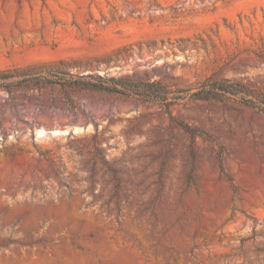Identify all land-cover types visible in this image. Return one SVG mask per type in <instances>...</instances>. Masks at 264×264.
Instances as JSON below:
<instances>
[{"label": "rangeland", "instance_id": "rangeland-1", "mask_svg": "<svg viewBox=\"0 0 264 264\" xmlns=\"http://www.w3.org/2000/svg\"><path fill=\"white\" fill-rule=\"evenodd\" d=\"M263 101L264 0H0V264H264Z\"/></svg>", "mask_w": 264, "mask_h": 264}, {"label": "trees", "instance_id": "trees-1", "mask_svg": "<svg viewBox=\"0 0 264 264\" xmlns=\"http://www.w3.org/2000/svg\"><path fill=\"white\" fill-rule=\"evenodd\" d=\"M65 84L70 87L83 90H96L106 93L120 94L125 96H136L145 101H161L167 100V91L159 83H142V82H126L121 80L107 79L102 76L88 75L85 78H73L70 76L69 81ZM238 84L229 81L210 82L200 86V90L196 95H229L236 96L241 91L237 89ZM245 104L251 105L248 100H244ZM264 106V101L262 102ZM254 236L255 233H254Z\"/></svg>", "mask_w": 264, "mask_h": 264}, {"label": "bare ground", "instance_id": "bare-ground-1", "mask_svg": "<svg viewBox=\"0 0 264 264\" xmlns=\"http://www.w3.org/2000/svg\"><path fill=\"white\" fill-rule=\"evenodd\" d=\"M36 133L38 134V136H41L42 132L41 131H37Z\"/></svg>", "mask_w": 264, "mask_h": 264}]
</instances>
